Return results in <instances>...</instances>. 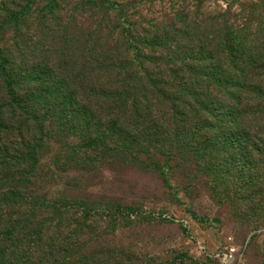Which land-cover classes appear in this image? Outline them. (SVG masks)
<instances>
[{
	"label": "rangeland",
	"instance_id": "1",
	"mask_svg": "<svg viewBox=\"0 0 264 264\" xmlns=\"http://www.w3.org/2000/svg\"><path fill=\"white\" fill-rule=\"evenodd\" d=\"M0 48L38 262L264 264V0H0Z\"/></svg>",
	"mask_w": 264,
	"mask_h": 264
},
{
	"label": "trees",
	"instance_id": "2",
	"mask_svg": "<svg viewBox=\"0 0 264 264\" xmlns=\"http://www.w3.org/2000/svg\"><path fill=\"white\" fill-rule=\"evenodd\" d=\"M0 51H2L1 48ZM3 77L4 79H2V77H0V79L4 83V87L6 85H9L10 88H12L11 85L9 84V81H6L5 73L3 74ZM8 78H12V77H8ZM11 97L13 98L12 95ZM14 99L15 101L18 100L17 95H14ZM15 101L12 103V100L8 95H4L0 100V124L6 125L8 123L6 116L7 109H12V110L15 109L14 112L17 111L18 106L16 105ZM29 151H30V147H26V145H24L23 156L20 158L16 170L17 174L19 173L25 179H28L29 177L28 170L30 168V162L27 160L30 158L25 157L26 155H29L28 154ZM10 152L11 150L7 149L6 152L3 151L2 154L7 156L10 154ZM8 178L10 179V177ZM9 191H12L9 187L7 190H2L0 192V197L5 201L9 200L11 198V193H9ZM28 206H29L28 202L24 201L21 203L20 211L22 212L20 213L22 216L26 215ZM13 216L15 217V214H13ZM13 216L11 215L7 218H4L3 216L0 215V264H52L50 260L52 258L49 256L43 257L41 261L38 262L39 261L38 258L29 254L28 250L21 245L23 228L27 230L29 229V226L27 224L28 220H25L26 223L22 224V228H19L18 226L19 221L15 220ZM24 252H26L25 255L23 254ZM53 263H55L54 260Z\"/></svg>",
	"mask_w": 264,
	"mask_h": 264
},
{
	"label": "built area",
	"instance_id": "3",
	"mask_svg": "<svg viewBox=\"0 0 264 264\" xmlns=\"http://www.w3.org/2000/svg\"><path fill=\"white\" fill-rule=\"evenodd\" d=\"M229 257V256H228ZM230 257H232L231 255H230ZM229 261V260H228Z\"/></svg>",
	"mask_w": 264,
	"mask_h": 264
}]
</instances>
